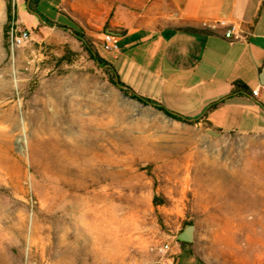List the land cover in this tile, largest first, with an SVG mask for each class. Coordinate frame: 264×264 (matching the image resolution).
Here are the masks:
<instances>
[{"label":"rangeland","instance_id":"374dc122","mask_svg":"<svg viewBox=\"0 0 264 264\" xmlns=\"http://www.w3.org/2000/svg\"><path fill=\"white\" fill-rule=\"evenodd\" d=\"M144 1L42 0L38 13L53 22L32 28L30 0H11L18 15L4 34L0 0V264H264V211L252 227L223 220L210 180L222 167L232 178L222 190L264 209V134L211 135L131 98L66 19L100 47L104 30L129 16L118 11L142 12ZM18 29L29 37L14 46ZM74 110L97 118L101 148L86 170L68 173L51 130ZM187 223L193 240L181 244Z\"/></svg>","mask_w":264,"mask_h":264},{"label":"crops","instance_id":"0c3cea01","mask_svg":"<svg viewBox=\"0 0 264 264\" xmlns=\"http://www.w3.org/2000/svg\"><path fill=\"white\" fill-rule=\"evenodd\" d=\"M37 14L32 28L45 24ZM118 15H129L110 29L120 81L218 132L264 134V0H145L142 12Z\"/></svg>","mask_w":264,"mask_h":264},{"label":"bare ground","instance_id":"6f19581e","mask_svg":"<svg viewBox=\"0 0 264 264\" xmlns=\"http://www.w3.org/2000/svg\"><path fill=\"white\" fill-rule=\"evenodd\" d=\"M62 122L65 123V126H62ZM62 122H56L55 127L50 129L56 148H58L54 157L60 166V170H66L68 173L83 172L88 168L89 160L98 156L101 148L98 144L100 134L98 120L97 118L88 120L80 117L74 110L69 111ZM64 132L70 135L69 139L64 138ZM71 164L76 165L71 166ZM215 165L211 170L210 180L222 201L223 209L220 211L222 219L234 223L240 229L260 224L262 222L260 213L264 211L260 200H243L238 196L229 197L227 190L222 189L228 186L232 178L222 167ZM261 202H264V198ZM248 215H250L249 218ZM237 239H242V236H238ZM256 258L258 259L257 263L262 261L259 255Z\"/></svg>","mask_w":264,"mask_h":264},{"label":"trees","instance_id":"16d2710c","mask_svg":"<svg viewBox=\"0 0 264 264\" xmlns=\"http://www.w3.org/2000/svg\"><path fill=\"white\" fill-rule=\"evenodd\" d=\"M38 1L39 0H30L29 4L27 5L28 9L31 10L32 4H34L36 7L35 11L38 12V10H37ZM6 14H7L6 15L7 16V22L3 26L4 34H6V32L8 31V27H9L8 22L12 21L15 17V6H14V4H12L11 0H6ZM40 16H41L42 20L44 22H46L47 24H51L53 22L51 19L43 16L42 14H40ZM66 19H68L72 23L71 25H69L70 28L73 30L76 37L81 41L84 49L88 52L89 56L93 59V61L97 64V66L103 67L104 69H106L108 71L110 81L113 84H115L116 86H118L124 93L128 94L131 98H134L143 104H150L151 106L161 110L167 116H169L175 120L187 122V123H196L198 121V119H189L186 116H183V115H180L174 111H171V110L167 109L165 106H163L161 103H159L158 101L151 99L149 97H145L143 95H140V94L136 93L135 91H133L130 87L125 85L122 81H120V79H119V77H118V75L114 69V66L112 65V63L110 62V60L106 56L107 52L102 48L101 44H100V47H97L95 45L94 48H92L90 41H88V39L85 37V35L78 28L75 27L73 21L68 17H66ZM185 29L197 30L196 28H192V27H186ZM237 87L243 88L244 86L241 85L239 82L235 83V88L233 89V91H235L237 89ZM181 244H186V242H182Z\"/></svg>","mask_w":264,"mask_h":264},{"label":"built area","instance_id":"2783aa9c","mask_svg":"<svg viewBox=\"0 0 264 264\" xmlns=\"http://www.w3.org/2000/svg\"><path fill=\"white\" fill-rule=\"evenodd\" d=\"M235 29V25H230L223 33V35L226 38H233V32ZM29 37V31L26 29H18L15 31H12L10 34L11 38V43L14 46H19L22 43H24ZM101 46L102 48L106 51L109 52L110 54H114L118 51V45L116 43L115 37L112 33L104 31L102 33L101 37ZM258 89H252L251 94L252 95H257ZM168 248L167 244H164L159 247L160 251H164Z\"/></svg>","mask_w":264,"mask_h":264},{"label":"water","instance_id":"95a60500","mask_svg":"<svg viewBox=\"0 0 264 264\" xmlns=\"http://www.w3.org/2000/svg\"><path fill=\"white\" fill-rule=\"evenodd\" d=\"M34 13L38 15L37 12ZM106 31L114 34V32L110 29H107ZM205 130L211 135H215V136L219 135V132L216 130L210 128H206ZM193 230H194V225L192 223L185 224L184 227L181 229V231L178 232L176 236L177 240L186 243L191 242L193 240Z\"/></svg>","mask_w":264,"mask_h":264}]
</instances>
